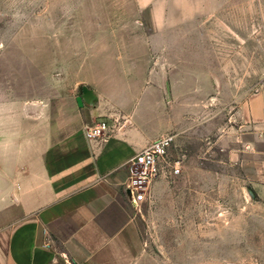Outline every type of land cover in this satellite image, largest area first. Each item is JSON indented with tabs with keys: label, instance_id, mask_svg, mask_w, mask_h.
<instances>
[{
	"label": "crops",
	"instance_id": "obj_1",
	"mask_svg": "<svg viewBox=\"0 0 264 264\" xmlns=\"http://www.w3.org/2000/svg\"><path fill=\"white\" fill-rule=\"evenodd\" d=\"M121 39L106 36L105 48L89 55L73 85L60 75L56 99L0 92V264H147L124 164L193 117V88L207 82L210 68L203 77L193 74L189 85L180 64L184 54L209 61V36L169 32L168 42L158 44L143 36ZM163 72L172 74V87L185 86L170 108L162 99ZM67 85L91 91V99L80 106ZM220 85L217 98L224 100ZM163 114L172 124L161 129ZM235 117L218 143L247 170L256 201L257 193L264 198V94L239 99ZM98 120L109 123L107 138L87 136L86 127Z\"/></svg>",
	"mask_w": 264,
	"mask_h": 264
},
{
	"label": "rangeland",
	"instance_id": "obj_2",
	"mask_svg": "<svg viewBox=\"0 0 264 264\" xmlns=\"http://www.w3.org/2000/svg\"><path fill=\"white\" fill-rule=\"evenodd\" d=\"M169 32L209 36V61L184 54L180 70L189 85L193 74L210 70L207 82L193 88V117L170 127L162 115L161 129L177 133L181 174L157 182L139 205L131 202L147 264H264V198L257 193L251 200L247 170L218 143L224 128L234 129L239 99L264 94V0H0V92L56 99L59 76L73 85L89 55L105 48L106 36L158 44L168 42ZM168 56L163 50V65ZM171 75L163 72L169 108L185 90L179 81L172 87ZM218 81L224 100L217 98ZM69 85L66 93L79 94Z\"/></svg>",
	"mask_w": 264,
	"mask_h": 264
},
{
	"label": "built area",
	"instance_id": "obj_3",
	"mask_svg": "<svg viewBox=\"0 0 264 264\" xmlns=\"http://www.w3.org/2000/svg\"><path fill=\"white\" fill-rule=\"evenodd\" d=\"M109 131L107 121H98L86 127L87 136L94 139L107 138ZM176 138L177 133L163 134L125 162L127 177L124 188L134 205L148 199L157 182L181 174L182 160L173 152Z\"/></svg>",
	"mask_w": 264,
	"mask_h": 264
},
{
	"label": "water",
	"instance_id": "obj_4",
	"mask_svg": "<svg viewBox=\"0 0 264 264\" xmlns=\"http://www.w3.org/2000/svg\"><path fill=\"white\" fill-rule=\"evenodd\" d=\"M89 99H91V91H87V90H83V93L79 94L77 97V101L79 103L80 106H83L85 101H89ZM248 193L251 197L254 196L253 192L251 190H248ZM70 264V263H67Z\"/></svg>",
	"mask_w": 264,
	"mask_h": 264
},
{
	"label": "flooded vegetation",
	"instance_id": "obj_5",
	"mask_svg": "<svg viewBox=\"0 0 264 264\" xmlns=\"http://www.w3.org/2000/svg\"><path fill=\"white\" fill-rule=\"evenodd\" d=\"M83 93V92H82Z\"/></svg>",
	"mask_w": 264,
	"mask_h": 264
}]
</instances>
